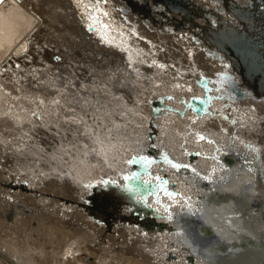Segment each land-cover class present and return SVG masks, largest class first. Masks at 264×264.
I'll return each instance as SVG.
<instances>
[{"label": "bare ground", "instance_id": "1", "mask_svg": "<svg viewBox=\"0 0 264 264\" xmlns=\"http://www.w3.org/2000/svg\"><path fill=\"white\" fill-rule=\"evenodd\" d=\"M233 1L264 12L263 0ZM179 2L186 15L162 0L0 1V142L14 148L28 133L41 148L10 152L9 172L21 177L0 172V193L19 204L0 199V232L13 235L0 236V264H85L81 251L102 264L264 262V93L205 31L243 23L224 0ZM44 29L48 47L67 43V59L86 65L73 88L82 93L50 72L54 53L35 49ZM26 66L42 80L36 87L23 84ZM140 157L154 161L144 179L160 182L124 181L145 172ZM34 179L49 201L32 191Z\"/></svg>", "mask_w": 264, "mask_h": 264}, {"label": "water", "instance_id": "2", "mask_svg": "<svg viewBox=\"0 0 264 264\" xmlns=\"http://www.w3.org/2000/svg\"><path fill=\"white\" fill-rule=\"evenodd\" d=\"M162 1L170 11L186 15V6L180 0ZM224 2L226 9L243 23V27L240 29L230 21L219 22L216 29H205L206 37L209 36V42L230 60L247 87L264 93V41L258 39L264 35V12L256 4L248 7L239 6L233 0ZM261 244L264 247V242Z\"/></svg>", "mask_w": 264, "mask_h": 264}, {"label": "rangeland", "instance_id": "3", "mask_svg": "<svg viewBox=\"0 0 264 264\" xmlns=\"http://www.w3.org/2000/svg\"><path fill=\"white\" fill-rule=\"evenodd\" d=\"M27 6H30V5H27ZM45 7V6H44ZM36 11H39V8H38V10H36ZM53 14V13H52ZM51 14V15H52ZM44 17V16H43ZM53 17V16H52ZM56 20V24L54 23V21ZM61 21H62V19H61ZM57 22H58V16H56V17H54L53 18V20L52 21H50V18H49V24H51L52 25V27H54V25H55V27L56 26H59V24H57ZM45 31L42 33V35L41 36H39L38 37V39H36L35 40V42H34V44H35V49L36 50H39V52H41L42 53V51H49L50 53H54L51 57L52 58H50V59H52L51 61H53L54 62V65L53 66H55V69H52L50 72H52V73H54V74H57V72H58V76L59 77H61V78H59L60 80H67L68 79V83L67 84H69L68 85V88L69 89H71V90H74L75 92L78 90L79 92L81 91V89L80 88H76V89H73V88H75L74 87V84H76L77 82H80V80L82 81L83 79V77H85V78H87L88 76V73H87V75L86 74H84V72L85 71H87L86 69V65L84 66V64H83V62L82 61H80V56H77V57H75V59H74V61H73V59H71L70 58V60L69 59H67V58H69V56H70V54H71V51L70 50H68L67 49V43H60L59 45H57V46H59V49L61 50L60 52H58V49L57 50H52V48L54 47V45H53V43L51 42L50 44V47H48V45H46V43H47V40H46V37H47V35H49V34H51V33H49L46 29H44ZM48 37H50V36H48ZM43 40V42H41ZM64 46V47H63ZM52 47V48H51ZM41 48V49H40ZM51 48V49H50ZM54 49V48H53ZM76 49H74L73 51L74 52H76L75 51ZM58 53H57V52ZM64 51V52H63ZM70 51V52H69ZM68 52V53H67ZM56 53V54H55ZM62 53H64V54H62ZM70 53V54H69ZM61 54L63 55L62 57H61ZM68 54V55H67ZM58 55H60V57H58ZM66 55V56H65ZM47 56H49V54L47 55ZM46 59H47V57H45V58H43V59H39L40 61V63L42 62V64H45V66H49V65H51L49 62L47 63V62H45L46 61ZM78 59V60H77ZM29 60V59H28ZM72 60V61H71ZM76 60V61H75ZM30 61H32V60H30ZM63 61V62H62ZM65 61V62H64ZM33 62V61H32ZM68 62H69V64H68ZM74 62V63H73ZM82 64H81V63ZM35 63H36V61H35ZM58 63H60V64H58ZM63 64V65H62ZM58 65V66H57ZM70 65V66H69ZM73 65H74V67H73ZM52 66V65H51ZM67 66V67H66ZM72 66V67H71ZM77 67V68H76ZM28 68H33L34 69V67H29L28 66ZM36 68H38L37 70L38 71H40L41 69H43L44 68V65L43 66H40V67H36ZM35 68V69H36ZM40 68V69H39ZM65 68H66V70H65ZM69 68V69H68ZM76 68V69H75ZM86 68V69H85ZM27 69V66L26 67H21V69L20 70H23V71H21V72H23L25 75H26V79L24 80V83L23 84H27V79L28 78H30L31 80H33V81H35V82H33L32 83V86L33 87H36L39 83H41L42 82V80L41 81H39L40 79H39V77L37 76V73L35 74V75H31V74H33L34 73V71H32V72H25L24 70H26ZM65 70V71H64ZM68 70V71H67ZM74 70V71H73ZM4 73H6V71H3ZM2 72V74H1V79H6L7 78V75H5L4 73ZM68 72V73H67ZM74 72V74H73V77H72V73ZM77 72V73H76ZM83 72V73H82ZM64 73V74H63ZM65 73H66V75L67 76H65ZM69 73H71V74H69ZM14 74V73H13ZM77 74V75H76ZM81 75V76H80ZM34 76V77H33ZM71 76V77H70ZM77 76H79L78 78V80L76 79L77 78ZM23 77V75L21 76V78ZM32 77V78H31ZM35 77H36V79H35ZM47 77V76H46ZM46 77H43L42 79H43V81H45V78ZM66 77H68V78H66ZM69 77H70V79H69ZM64 78V79H63ZM66 78V79H65ZM74 78V79H73ZM39 79V80H38ZM72 79H73V81L75 82H73L72 81ZM27 80V81H26ZM46 80H49L48 78H46ZM71 80V81H70ZM67 82V81H66ZM25 84V85H26ZM67 84L65 85V86H67ZM71 84V85H70ZM81 84V83H80ZM73 85V86H72ZM27 86V85H26ZM64 86V87H65ZM72 87V88H71ZM56 89H62V88H57L56 87ZM80 89V90H79ZM83 91H81V93H82ZM81 93H78V94H76V96H78V97H80L81 96ZM69 96H71L72 95V92H70V94L69 93H67ZM80 95V96H79ZM57 100H58V98H56L55 100H53V102H57ZM59 101V100H58ZM41 103V102H40ZM45 109H44V107L42 108V111H44ZM36 125H34L36 128L35 129H39L40 128V130H42V131H46L43 127H41V125L39 124V123H35ZM39 128H38V127ZM49 128H51V129H57L53 124H50V126H48ZM43 128V129H42ZM50 133H51V135H55L54 134V132L51 130V131H49ZM48 132V133H49ZM24 133H26L24 130H23V134ZM31 133H33L32 131H31ZM49 133V134H50ZM26 137V138H21V140H19L20 142H22V143H18L17 145H19V146H14V148L13 147H8V148H3V146L5 147V145H6V143H2V142H0V147H2L0 150H2V151H0V172H2V174L3 173H5L4 174V177H5V175L6 174H8V175H10L11 177H15L16 175H18V176H16V177H21L23 174H22V172H19V173H15V172H9V168L11 167V165H10V163L9 162H7V161H10V158H8L9 157V154H10V152L13 150V151H15V153L16 152H20V151H25V152H29V150H31L30 148H32V149H34V147H35V150H41V148H39L40 147V145H36V144H34L35 143V141L37 142L38 141V139H35V138H33L32 137V134H31V136H29V134L28 133H26L25 135H23V137ZM56 136H57V134H56ZM29 137H31V138H29ZM30 139V140H29ZM35 139V140H34ZM25 140V141H24ZM1 141V140H0ZM33 141V142H32ZM2 143V144H1ZM4 144V145H3ZM25 144V145H24ZM19 147V148H18ZM39 148V149H38ZM4 150V151H3ZM6 150V151H5ZM64 150V149H63ZM2 152V153H1ZM7 154V155H6ZM39 154L41 155V157L42 156H45V154H44V152L42 151H40L39 152ZM7 157V158H6ZM62 163H64V164H66L67 165V163H66V161L65 160H62ZM4 167H2V166ZM12 168V167H11ZM10 168V169H11ZM7 172V173H6ZM49 174V172H42L41 174H38L39 176H44V174L45 175H47V174ZM21 174V175H20ZM15 175V176H14ZM36 180V181H35ZM37 180L38 179H34V182H37ZM11 181L9 180V183H10ZM40 181L38 180V182L36 183L37 184V188L35 187V189H32V191L34 192V193H42L43 195H44V197H45V200L44 201H49V199L52 197V194H47L46 192L44 193L43 192V190L45 189V185L43 186V183H39ZM3 184V183H2ZM41 185V186H40ZM41 187V188H40ZM42 188H44L43 190H42ZM28 189V188H27ZM12 190V189H11ZM19 191V190H18ZM36 191V192H35ZM33 192H29L28 193V195H30V196H33ZM10 193H12V191H10ZM32 193V194H31ZM2 193H0V199L1 198H5L7 201H10V203L11 204H15V205H17V206H19V204H18V202L17 203H15V200L14 199H10V198H7V196H5L4 194H2ZM42 195V196H43ZM51 195V196H50ZM21 199V198H20ZM47 199V200H46ZM14 202V203H13ZM63 201H60V204L62 203ZM71 206V205H70ZM72 207H73V205H72ZM25 209H27V208H25ZM65 210H67L69 213H70V209H65ZM8 211H10L11 212V210L10 209H8ZM89 217V216H88ZM7 222H9V221H7ZM33 226L35 227L36 226V224L35 223H33ZM8 231H6V233H7ZM2 233L0 232V236L3 238V239H5V240H7V239H10L11 237L13 238V235L10 237V235H6V236H4L5 234L3 233L2 235H1ZM7 234H9V233H7ZM38 234V233H37ZM36 233L35 234H33V238L34 239H36V240H39L40 239V237H38L39 236V234L37 235ZM6 237V238H5ZM9 237V238H8ZM39 238V239H38ZM8 241V240H7ZM127 244H128V242H127ZM110 247V246H109ZM108 247V248H109ZM112 249V247H110V250ZM50 250L48 249V252H49ZM93 254H91V253H89V255H88V253H83L82 251H81V253L80 254H78V255H76V259H77V261H80V262H83V263H85V264H102V262L99 260V259H97V258H95L94 256H92ZM78 257V258H77ZM96 260V261H95ZM70 263L71 264H77V263H75V261H70ZM150 263V262H149ZM151 263H153L152 261H151Z\"/></svg>", "mask_w": 264, "mask_h": 264}, {"label": "snow or ice", "instance_id": "4", "mask_svg": "<svg viewBox=\"0 0 264 264\" xmlns=\"http://www.w3.org/2000/svg\"><path fill=\"white\" fill-rule=\"evenodd\" d=\"M89 27H91V25H89ZM162 67V66H161ZM177 87H179V85H177ZM169 99H171V97H169ZM199 139H204L203 136H200ZM140 161L143 163V166L145 168V172L143 174H140V173H137V172H133L131 173L130 175H126L123 177L124 181H131V180H134V179H140L143 181V183L145 185H149L151 184L152 180L154 179L155 181L157 182H160V177H151L149 179H144V175H147V168L151 166V164L154 163V161L148 159L147 157H140L139 158ZM165 161L167 163H169V165L177 170H179L180 168H187L189 167L188 165H185V164H177V163H172L171 161L167 160V157H165ZM127 163H132L131 160L127 161ZM207 178V177H205ZM86 187H91V185H86ZM125 189L129 190V191H138V189H135V188H131L127 183H125L124 185ZM157 188L159 191H164L165 194L168 196L169 199H173V197L176 195L175 193H172V192H168L166 191V189L164 188L163 186V183H158L157 185ZM148 194L149 195H152L153 193L151 191H148ZM167 211V209H165Z\"/></svg>", "mask_w": 264, "mask_h": 264}]
</instances>
